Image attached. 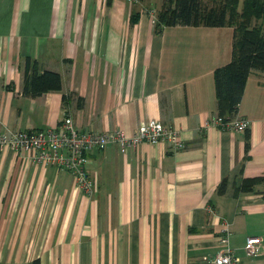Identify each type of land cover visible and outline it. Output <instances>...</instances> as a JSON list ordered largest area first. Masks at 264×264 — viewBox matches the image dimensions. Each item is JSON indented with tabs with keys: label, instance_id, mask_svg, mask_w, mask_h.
<instances>
[{
	"label": "crops",
	"instance_id": "0c3cea01",
	"mask_svg": "<svg viewBox=\"0 0 264 264\" xmlns=\"http://www.w3.org/2000/svg\"><path fill=\"white\" fill-rule=\"evenodd\" d=\"M157 1L0 0V134L65 116L80 131L127 133L155 119L184 143L91 149L90 196L68 170L0 148V264H213L204 256L225 225L241 264H264V197L235 190L264 175V71L249 73L233 115L248 127L212 123L213 72L231 60L234 28L156 32ZM27 57L58 72L61 89L24 93ZM250 235L262 240L256 256L243 249Z\"/></svg>",
	"mask_w": 264,
	"mask_h": 264
},
{
	"label": "trees",
	"instance_id": "16d2710c",
	"mask_svg": "<svg viewBox=\"0 0 264 264\" xmlns=\"http://www.w3.org/2000/svg\"><path fill=\"white\" fill-rule=\"evenodd\" d=\"M239 1L219 0L218 4L208 7L203 0H162L155 21L156 32H160L164 26L177 24L229 25L234 28L231 60L213 72L217 115L222 117L233 116L237 112L249 73L254 69L264 71L263 25L251 26L253 19H264V0H243L242 10L237 12ZM23 68L24 93L36 96L61 89L62 81L58 72H39L37 61L30 57L25 59ZM224 188L223 180L218 189L223 191ZM235 190L256 191L264 197V175L241 178Z\"/></svg>",
	"mask_w": 264,
	"mask_h": 264
},
{
	"label": "built area",
	"instance_id": "2783aa9c",
	"mask_svg": "<svg viewBox=\"0 0 264 264\" xmlns=\"http://www.w3.org/2000/svg\"><path fill=\"white\" fill-rule=\"evenodd\" d=\"M211 122L238 131L245 130L249 125L248 120L236 116L216 115ZM142 142H167L173 150L184 147L177 129L155 119L143 120L133 132L127 133L124 130L80 131L74 126L72 118L65 116L55 128L0 134V148L29 151L35 160L68 170L76 186L89 196L95 191L96 181L85 170L89 160L87 153L93 148L102 150L109 144H116L121 152H126ZM228 235L229 229L225 225L218 240L220 248L213 256H204V260L213 264H241V258L229 246ZM261 246V237L250 235L245 238L243 249L248 256H256Z\"/></svg>",
	"mask_w": 264,
	"mask_h": 264
},
{
	"label": "rangeland",
	"instance_id": "374dc122",
	"mask_svg": "<svg viewBox=\"0 0 264 264\" xmlns=\"http://www.w3.org/2000/svg\"><path fill=\"white\" fill-rule=\"evenodd\" d=\"M158 1L157 0H151V3H157ZM203 2H204V4H206V6H214V5H216V4H218L219 3V0H203ZM242 2H243V0H240L239 1V5L237 4V8L236 9H238L239 11H237V12H240L242 9H241V7H242ZM155 4H152V5H155ZM252 25H263L262 26V31H263V33H264V19H257V20H255V19H253L252 20V23H251V26Z\"/></svg>",
	"mask_w": 264,
	"mask_h": 264
}]
</instances>
